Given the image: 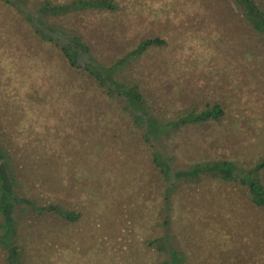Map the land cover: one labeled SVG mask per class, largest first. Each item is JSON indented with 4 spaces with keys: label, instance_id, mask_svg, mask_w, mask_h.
Instances as JSON below:
<instances>
[{
    "label": "rangeland",
    "instance_id": "1",
    "mask_svg": "<svg viewBox=\"0 0 264 264\" xmlns=\"http://www.w3.org/2000/svg\"><path fill=\"white\" fill-rule=\"evenodd\" d=\"M42 1L68 2L0 0V180L79 215L18 211L19 264H264V207L244 185L206 174L167 181L152 161L153 151L173 169L229 159L264 187V40L234 0H70L57 14ZM26 11L79 34L91 63L112 62L135 82L150 125L212 103L222 114L165 127L156 147L147 120L68 65ZM146 37L162 43L128 58Z\"/></svg>",
    "mask_w": 264,
    "mask_h": 264
},
{
    "label": "trees",
    "instance_id": "2",
    "mask_svg": "<svg viewBox=\"0 0 264 264\" xmlns=\"http://www.w3.org/2000/svg\"><path fill=\"white\" fill-rule=\"evenodd\" d=\"M3 1L11 2V0ZM69 1L70 0H68V2ZM42 2H45L42 4V7L44 6L48 9V14H57L61 10L70 7L69 4H66L68 2H61L56 5L51 4V2L48 1ZM234 2L239 6L250 26L258 32L264 40V11L254 0H234ZM89 3L96 6L111 7L108 0H89ZM24 16L26 21L30 24L33 33L43 40L52 42L53 45L59 49L60 54L66 60L68 65L80 69L87 76H91L96 80L97 85L101 89L104 90L106 87V89L108 88L115 92L119 98L122 99L124 109H128L129 111L130 108H132L133 110H130L132 111V114L138 113L140 116L139 121L142 120L145 122L143 119L145 118L147 120L145 131L148 133L152 132V138H154V140L158 139L155 143L156 147H162L159 143L161 142L160 137L164 135L163 131L165 127H172V129H174L177 128L179 124L181 125L210 118H217L222 114V108L219 103L206 104L199 110L187 109L180 111L174 118L167 119L162 127L157 125L152 126L150 125L151 118L149 117L151 112L137 84L133 81L122 78L121 74L120 76L119 74H115L116 68L111 64L112 62L108 64L98 62L100 63L99 65L91 63V57L87 54V45L82 41L79 34L74 33L72 30L69 32L60 30V27L51 24V22L47 20L40 23L36 17L27 11ZM159 43H162V39L158 37L143 38L135 45V47L126 52V56L128 58L131 55L137 56L145 50L147 46ZM165 152H152V161L164 180L171 181L175 178L185 179L200 174L210 175L223 180H236L238 183L246 187L249 198L254 204L264 207V187L257 177L254 178L251 175L252 169L246 171L248 173V175H246L245 172L241 171V167L229 159L200 160L187 163L181 168L173 169L171 164L172 159H170L169 154H166ZM1 168L2 165H0V171L4 173ZM57 207L58 205L53 202L45 204L34 203L33 199L15 191L14 185L11 184V181H9L5 175H2L0 180V225L4 226V229L0 234V243L2 242L1 239L5 238L6 242L3 246V254L6 264H19L18 243L16 242L15 237L18 223L17 218L19 216L18 211H52L57 212L61 217L67 220H74L79 215L77 211ZM162 236H164V234ZM163 238L165 240L166 236ZM158 248L163 249L161 244H158Z\"/></svg>",
    "mask_w": 264,
    "mask_h": 264
}]
</instances>
